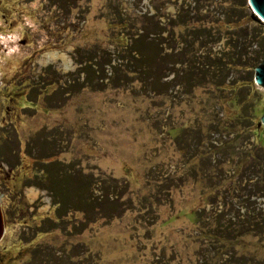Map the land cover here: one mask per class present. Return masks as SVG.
Here are the masks:
<instances>
[{"label": "rangeland", "instance_id": "obj_1", "mask_svg": "<svg viewBox=\"0 0 264 264\" xmlns=\"http://www.w3.org/2000/svg\"><path fill=\"white\" fill-rule=\"evenodd\" d=\"M156 8L162 25L180 14L208 29L162 34L173 55L159 93L121 60L123 36ZM54 51L72 67L42 62ZM96 61L103 80L79 73ZM263 61L248 0H0V264H264ZM45 156L93 183L61 220Z\"/></svg>", "mask_w": 264, "mask_h": 264}, {"label": "trees", "instance_id": "obj_2", "mask_svg": "<svg viewBox=\"0 0 264 264\" xmlns=\"http://www.w3.org/2000/svg\"><path fill=\"white\" fill-rule=\"evenodd\" d=\"M188 9V10H187ZM186 9V12L188 13L187 16H191L192 18L195 17L197 14H199L198 9L195 11L194 9H190V6ZM201 9V8H199ZM209 14V13H208ZM208 14L202 15L206 17ZM162 13H160L159 8H156V14L149 15V12L143 13L141 16V20L143 21L142 25L139 27V30L137 29L135 32L127 33L131 34L132 37H127V35H124L122 38V52L124 55L121 56V60L135 63L136 65L139 64V72L142 74H146L149 78L152 79L151 86H153V91L159 93V89L161 86H163V83H161V80L163 78V74L161 73V66L163 64V61L165 60V57H171L172 54H164L163 50V44L166 41V38L162 36V34L165 31H168L169 35L173 37L175 33V26H184L185 28L182 30V33H189L193 32L194 35L197 36V38H200L203 36L202 31L207 32L208 29L206 27H196L191 28L189 25L182 20L181 15L177 18L168 17V22L165 25L161 24V21L159 18L161 17ZM121 17V16H120ZM248 18L245 17L244 19ZM249 21L253 20V17L248 18ZM123 22V23H122ZM219 22V21H218ZM234 22L239 23L240 20L236 18ZM121 23L126 28H135V25L133 23H130L129 20L121 19ZM230 22L221 23L219 24L220 29L225 28ZM261 24V23H260ZM222 30V29H221ZM141 31V32H139ZM178 38L175 35V40L178 42L180 38ZM188 40V39H187ZM186 40V43H187ZM208 43L216 42V39L211 38L207 41ZM206 42L202 43L201 47H206ZM171 47V48H175ZM175 51V49H173ZM184 50L176 53V56H181ZM210 54L203 56L205 59L210 61L211 64V58L209 57ZM94 57L90 58L92 60ZM101 58V57H100ZM185 60L179 59L174 60L173 64H176L177 62H184ZM122 62V63H123ZM107 63L110 64L111 60H107ZM82 64V62H81ZM210 64L208 66L210 67ZM93 65H98L99 67L97 69H93ZM87 66L92 70L93 72L99 73L98 78L99 81L103 80L106 77V71L104 68V65L99 64L98 61L91 64H85L79 69V73L81 72H87ZM208 67V68H209ZM174 68V67H173ZM174 72L173 76L176 78V75L178 76L176 79V84H180L181 81H179L180 73L175 68L172 69ZM137 72V71H136ZM177 72V73H176ZM207 72V71H206ZM188 74V72L186 73ZM183 78H186L187 81H190L189 83H195V78H189L182 75ZM196 77V76H195ZM102 84V83H101ZM47 86L48 84L44 83V86ZM225 85V84H224ZM229 86V85H226ZM167 90V89H166ZM167 92V91H166ZM259 127V126H258ZM263 127V126H262ZM223 134V133H222ZM215 147V146H213ZM216 148V147H215ZM0 159L3 161H8V159H3L0 157ZM41 165L43 166L41 172L45 173V177H47L48 182V188L49 190L52 189L51 192H56L58 200L54 201L53 206L55 205L58 212V220H61L60 218L64 217L66 213L74 212L75 210H80V208H83L82 205H80L81 197L84 196V194H87V191L89 190L90 186L93 184L91 181V178L89 176H82L78 172L70 171V170H63L62 168H59L60 165H55L54 161L50 160V156H45L41 159ZM57 164V163H56ZM81 176V178H79ZM97 182V181H96ZM54 192V193H55ZM90 193V192H89ZM53 194V193H52ZM90 202L93 203H101V202H108L110 204H115V199L111 198V196H93ZM61 198V199H60ZM88 202H85L83 205L88 206L91 204ZM91 208V207H90ZM222 213V212H221ZM220 213V214H221ZM220 214L218 216H220ZM219 220V218H216ZM215 233V231L213 232ZM210 231V235H212ZM215 235V234H213ZM216 236V235H215ZM214 237V236H213ZM212 237V238H213Z\"/></svg>", "mask_w": 264, "mask_h": 264}, {"label": "water", "instance_id": "obj_3", "mask_svg": "<svg viewBox=\"0 0 264 264\" xmlns=\"http://www.w3.org/2000/svg\"><path fill=\"white\" fill-rule=\"evenodd\" d=\"M249 6L251 7L254 14L259 17L264 23V0H248ZM255 82L257 85L264 88V61L255 69ZM259 127L264 126V113L261 116ZM1 228L3 227V219L0 213ZM1 235V234H0Z\"/></svg>", "mask_w": 264, "mask_h": 264}, {"label": "bare ground", "instance_id": "obj_4", "mask_svg": "<svg viewBox=\"0 0 264 264\" xmlns=\"http://www.w3.org/2000/svg\"><path fill=\"white\" fill-rule=\"evenodd\" d=\"M58 58H61L63 61H64V64H65V69L68 70L72 67V62L71 60L68 58V56L66 54H63V53H59L57 51H54V52H49L46 54V56L42 59V62L44 63H47V62H51V61H56V59ZM31 193L29 194V196L31 198H33L35 196V190H30ZM29 191V192H30ZM36 197V196H35ZM0 201H1V198H0ZM1 223H0V239L2 238V235H3V227L1 228Z\"/></svg>", "mask_w": 264, "mask_h": 264}, {"label": "flooded vegetation", "instance_id": "obj_5", "mask_svg": "<svg viewBox=\"0 0 264 264\" xmlns=\"http://www.w3.org/2000/svg\"><path fill=\"white\" fill-rule=\"evenodd\" d=\"M5 218H7V215L5 214V215H3V220H5Z\"/></svg>", "mask_w": 264, "mask_h": 264}]
</instances>
